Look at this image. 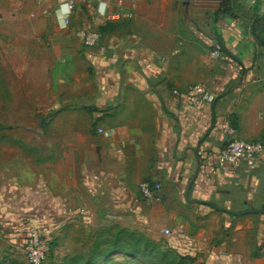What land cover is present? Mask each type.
<instances>
[{"label":"crops","instance_id":"1","mask_svg":"<svg viewBox=\"0 0 264 264\" xmlns=\"http://www.w3.org/2000/svg\"><path fill=\"white\" fill-rule=\"evenodd\" d=\"M151 1L90 8L82 0L33 1L49 18L33 24L46 32L52 98L45 108L55 109L49 119L62 128L50 140L61 143L47 152L50 169L38 182L31 168L41 166L0 167V230L15 241L29 227L60 228L69 242L83 220L164 239L174 264L194 256L201 264H264V155L253 167L217 164L227 119L241 138L264 142V46L251 33H264V0H233L234 16L215 22L219 1L204 10L191 1L189 15L181 0ZM64 4L73 6L68 27H61ZM102 5L120 17L91 21ZM87 25L105 26L100 47L73 36ZM193 83L205 84L213 102L191 106L184 91ZM142 180L161 183L159 199L141 198Z\"/></svg>","mask_w":264,"mask_h":264},{"label":"rangeland","instance_id":"2","mask_svg":"<svg viewBox=\"0 0 264 264\" xmlns=\"http://www.w3.org/2000/svg\"><path fill=\"white\" fill-rule=\"evenodd\" d=\"M33 1L0 0V167L12 166L13 162L19 161L33 167L41 166L31 168L34 181L38 182L39 175L50 169L44 168L47 152L50 148H60V140L51 141L50 138L54 133L59 135L62 128L60 123L52 124L49 119L55 109L45 108L52 98L48 93L52 80L46 69V32L38 31L43 27L33 22L42 18L46 24L49 18L41 11L34 12ZM178 2L176 0L175 4ZM216 2L199 0L193 5L204 10L215 6ZM151 4L159 5V0H152ZM155 14L153 10L151 15ZM35 131L41 134L37 136ZM94 131L98 132V129L94 128ZM35 229L47 240L48 251L42 261L47 264L50 261L53 264H83L84 260H76L77 256L86 255L96 241L118 231L115 225L98 227L82 220L69 230L70 241L67 242V233L60 228L52 233ZM9 232L0 230V264H28L25 253L28 237L12 241L7 235ZM114 256L117 255L111 257ZM116 258L123 257L118 255ZM108 260V257L103 258L97 264H108Z\"/></svg>","mask_w":264,"mask_h":264},{"label":"built area","instance_id":"3","mask_svg":"<svg viewBox=\"0 0 264 264\" xmlns=\"http://www.w3.org/2000/svg\"><path fill=\"white\" fill-rule=\"evenodd\" d=\"M96 1L102 3V0H82V3L90 8L91 3ZM255 0H247V3H253ZM70 6V12L67 15H63L60 21H66L65 26L70 24L73 6ZM261 9H264V2L261 5ZM103 16L107 20L120 17L119 12H110L106 8L99 11L96 8V12L91 13V21L96 20L98 17ZM74 37L83 46L86 47H100V35L95 28L90 26L78 27L74 31ZM213 57L220 55L217 49L211 51ZM173 94H178L177 89L172 90ZM186 98L193 107H198L203 103L213 102L215 96L211 90L203 83H193L187 86L184 91ZM225 131L227 134V143L225 147L220 151L217 164L221 168H228L230 170H236L245 165L247 167H253L260 163L264 155V142L259 139L246 140L239 136L238 130L233 126L230 119L224 122ZM98 132H104L102 129H98ZM105 134L108 133L104 132ZM137 190L141 198L145 201H154L159 199L161 192V183L158 181L142 180L138 183ZM164 234H170L168 229L163 230ZM48 251L47 240L41 238L39 233L34 227L28 228V242L25 247V253L28 264H41L45 259ZM190 264H201L198 257H192Z\"/></svg>","mask_w":264,"mask_h":264},{"label":"trees","instance_id":"4","mask_svg":"<svg viewBox=\"0 0 264 264\" xmlns=\"http://www.w3.org/2000/svg\"><path fill=\"white\" fill-rule=\"evenodd\" d=\"M247 0H241V2ZM235 4L233 0H221L217 2V7L211 12V22H215L220 17L234 16ZM112 20H107L110 23ZM96 31L102 40V31L105 26H97ZM252 28L251 33L258 43L264 46V33L262 30ZM221 50V49H220ZM231 123L237 128L234 119L230 118ZM118 231L107 238L96 241L89 252L83 256H77V259L84 260L83 264H97L99 260L108 257V264H174V254L164 248L165 242H155L135 230H129L116 226ZM115 254L128 255L129 258L116 259L111 257ZM113 259V260H111ZM191 259L185 264H190ZM41 264H47L42 262ZM48 264H53L51 261Z\"/></svg>","mask_w":264,"mask_h":264},{"label":"water","instance_id":"5","mask_svg":"<svg viewBox=\"0 0 264 264\" xmlns=\"http://www.w3.org/2000/svg\"><path fill=\"white\" fill-rule=\"evenodd\" d=\"M191 1H194V0H181V5L183 6L185 15H188V9H189V5ZM212 1H221V0H212ZM35 134L39 136L41 132L35 131Z\"/></svg>","mask_w":264,"mask_h":264},{"label":"clouds","instance_id":"6","mask_svg":"<svg viewBox=\"0 0 264 264\" xmlns=\"http://www.w3.org/2000/svg\"><path fill=\"white\" fill-rule=\"evenodd\" d=\"M101 9H103V5L101 6ZM60 12L67 15L70 12V6L68 4L62 5ZM66 21L61 22V27L65 26Z\"/></svg>","mask_w":264,"mask_h":264}]
</instances>
